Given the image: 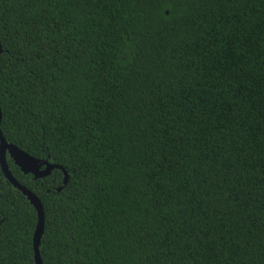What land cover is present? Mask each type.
I'll list each match as a JSON object with an SVG mask.
<instances>
[{"label":"trees","instance_id":"16d2710c","mask_svg":"<svg viewBox=\"0 0 264 264\" xmlns=\"http://www.w3.org/2000/svg\"><path fill=\"white\" fill-rule=\"evenodd\" d=\"M0 111L42 264H264V0H0ZM36 222L0 169V264Z\"/></svg>","mask_w":264,"mask_h":264},{"label":"water","instance_id":"95a60500","mask_svg":"<svg viewBox=\"0 0 264 264\" xmlns=\"http://www.w3.org/2000/svg\"><path fill=\"white\" fill-rule=\"evenodd\" d=\"M0 119H1V111H0ZM6 154L10 157L13 163L20 169L23 174H31L33 177L42 178L52 171V169L57 168L63 172V185L66 184L67 174L64 168L59 165L50 164L47 160H38L24 151L20 150L15 145L7 143L0 131V169L4 175V177L8 180V182L18 191L22 193L23 196L29 201V203L33 206L37 216V222L35 226V231L32 238V247L34 253V263L42 264L39 253V244L40 238L43 232V223H44V214L40 200L37 196H35L31 191H29L26 187L20 185L12 176L9 171L7 162H6ZM59 190V189H58Z\"/></svg>","mask_w":264,"mask_h":264}]
</instances>
